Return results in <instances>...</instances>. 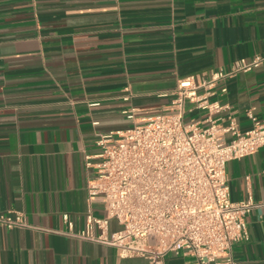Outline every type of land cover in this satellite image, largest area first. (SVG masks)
Returning a JSON list of instances; mask_svg holds the SVG:
<instances>
[{
    "label": "crops",
    "instance_id": "obj_1",
    "mask_svg": "<svg viewBox=\"0 0 264 264\" xmlns=\"http://www.w3.org/2000/svg\"><path fill=\"white\" fill-rule=\"evenodd\" d=\"M263 53L264 0H0V214L21 212L27 223L0 225V264H149L74 236L89 212L105 215L89 202L85 157L100 152V135L172 111L181 80ZM211 93L223 126L250 130V112L264 123V64ZM208 116L189 103L185 122L209 126ZM226 173L231 200L257 205L234 260L264 264V146ZM118 230L110 221L109 234Z\"/></svg>",
    "mask_w": 264,
    "mask_h": 264
},
{
    "label": "built area",
    "instance_id": "obj_2",
    "mask_svg": "<svg viewBox=\"0 0 264 264\" xmlns=\"http://www.w3.org/2000/svg\"><path fill=\"white\" fill-rule=\"evenodd\" d=\"M263 64L264 53L237 61L229 72H213L209 79H183L174 91L172 111L100 135V152L87 155L85 166L89 202L99 200L105 215L89 212L85 231L74 236L116 247L122 258L146 257L149 264H166L170 254L190 256L192 264H236L234 246L249 241L247 216L257 205L252 198L231 200L226 166L264 146V123L250 112V130L242 132L233 120L223 126L215 118L223 107L210 98L221 80ZM200 89L206 92L199 94ZM189 103L208 111L209 126L185 122ZM126 114L134 120L133 110ZM112 220L119 230L110 235ZM0 225L26 227L25 214H0Z\"/></svg>",
    "mask_w": 264,
    "mask_h": 264
}]
</instances>
